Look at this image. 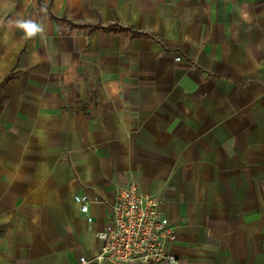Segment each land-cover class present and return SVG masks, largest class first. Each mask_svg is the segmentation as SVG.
Wrapping results in <instances>:
<instances>
[{
  "label": "crops",
  "instance_id": "1",
  "mask_svg": "<svg viewBox=\"0 0 264 264\" xmlns=\"http://www.w3.org/2000/svg\"><path fill=\"white\" fill-rule=\"evenodd\" d=\"M132 183L177 264H264V0H0V264L89 260Z\"/></svg>",
  "mask_w": 264,
  "mask_h": 264
},
{
  "label": "built area",
  "instance_id": "2",
  "mask_svg": "<svg viewBox=\"0 0 264 264\" xmlns=\"http://www.w3.org/2000/svg\"><path fill=\"white\" fill-rule=\"evenodd\" d=\"M74 201L91 221L88 197L75 195ZM162 207L163 200L141 192L133 183L119 187L110 221L97 234L101 241L99 251L89 260L80 258L79 263L177 264L167 250L175 233Z\"/></svg>",
  "mask_w": 264,
  "mask_h": 264
},
{
  "label": "clouds",
  "instance_id": "3",
  "mask_svg": "<svg viewBox=\"0 0 264 264\" xmlns=\"http://www.w3.org/2000/svg\"><path fill=\"white\" fill-rule=\"evenodd\" d=\"M15 26L24 32L26 39H31L38 34L44 32V28L41 24L32 20H17L14 22Z\"/></svg>",
  "mask_w": 264,
  "mask_h": 264
}]
</instances>
